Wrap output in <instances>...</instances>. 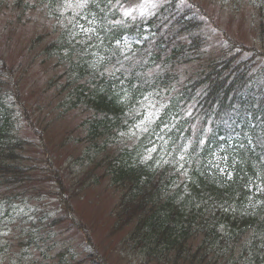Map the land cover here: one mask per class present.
I'll use <instances>...</instances> for the list:
<instances>
[{"label":"trees","instance_id":"trees-1","mask_svg":"<svg viewBox=\"0 0 264 264\" xmlns=\"http://www.w3.org/2000/svg\"><path fill=\"white\" fill-rule=\"evenodd\" d=\"M28 1L25 13L36 7L55 17L63 12L51 3L55 0ZM93 2L97 3L90 4V10H107L111 15V6L121 0ZM177 13V6L165 7L149 22L161 23L162 14L172 17ZM185 13L172 22L174 31L167 38L181 45L164 47L163 39L156 52L124 60L117 70L106 68L109 54L93 61L82 42L62 37L53 45L54 62L66 67L62 75L48 80L45 92L56 96L62 110L86 116L81 125L84 141L98 153L121 146L117 130L131 121L134 102L163 92L170 98L162 110L163 116H169L163 123L172 118L164 151L167 159L145 155L144 147L134 144L132 150L121 149L118 156L105 157L113 166L106 176L119 193L108 221L123 230L124 238L135 243L148 262L192 261L188 251L196 243L204 264H264V65L246 67L245 61L232 60L226 53L205 61L200 49L208 35ZM184 39L189 45L182 43ZM42 56V62L53 58L47 51ZM195 61L200 67L190 78L182 69ZM108 72L119 80L106 81ZM183 101L192 104L191 121L177 119ZM206 120L213 123L208 133L203 130ZM9 129V118L0 105V187L4 189L10 187L9 182L18 183L19 174L24 173L23 167L12 163L15 147L21 144ZM177 130L178 137H184L180 152L188 165L179 171H175L178 162L168 161L167 156L170 146L178 143ZM102 158L100 163L105 161ZM51 174L58 176L56 170ZM11 198L1 201L7 203ZM254 251L256 257L250 256Z\"/></svg>","mask_w":264,"mask_h":264},{"label":"rangeland","instance_id":"rangeland-1","mask_svg":"<svg viewBox=\"0 0 264 264\" xmlns=\"http://www.w3.org/2000/svg\"><path fill=\"white\" fill-rule=\"evenodd\" d=\"M3 1L0 7V59L5 66L25 69V74L17 80L16 86L8 88V97H1L0 105L9 118L10 133L20 140L21 145L14 151L16 161L11 162L23 167L21 179L24 181L9 182L10 187L4 184L9 187L7 189L0 187V199L9 196L12 197L9 202L17 199L12 205L5 203L0 206V264H76L90 253L88 247L91 249L93 245L100 253V256L96 252L93 254L95 264H104V261L107 264H156L148 262V257L136 244L124 238L123 230L113 227V220L108 221L115 210L119 193L114 191L106 176L108 168L113 166H109L105 157L110 156L111 159L118 156L121 149H129L127 140L121 146H109L104 153L90 149L92 145L84 141L85 132L81 128L86 118L61 115L62 109L56 96L45 92L46 83L55 72L51 67L44 66L40 58L32 59L26 55V52L30 53L32 38L40 32L43 19L38 13H32L38 18L27 21L25 25L32 28L26 29L22 27L24 22L15 20L18 12L9 1ZM193 1L215 24L213 26L205 20L202 25L228 31L231 39H244L241 43L248 47L261 43L257 39L261 24L259 10L253 0H231V3L229 0ZM10 15L13 17V28L8 22ZM35 28H39L36 34L33 33ZM53 38L42 40V44L35 46L33 51L40 52ZM219 46L216 38H210L204 60L225 53ZM199 67L195 61L184 71L190 72L191 78ZM69 132L68 139H65ZM143 132L146 129L137 125L128 133L118 134L134 139ZM160 138H165L161 147L154 138V141L146 143L143 153L159 152V147L164 150L168 140L164 134ZM77 139H80L79 144ZM176 148L169 155L178 162L175 171H179L188 165L178 150V144ZM66 155L69 158L64 161L61 157ZM101 157L102 161L105 160L103 163H100ZM54 168L59 170L58 176L51 174ZM185 246L187 244L183 249ZM195 247L196 243L190 245L188 251L192 261L179 260V264H204Z\"/></svg>","mask_w":264,"mask_h":264},{"label":"snow or ice","instance_id":"snow-or-ice-1","mask_svg":"<svg viewBox=\"0 0 264 264\" xmlns=\"http://www.w3.org/2000/svg\"><path fill=\"white\" fill-rule=\"evenodd\" d=\"M89 0H80L78 7L83 8L88 4ZM71 6V5H70ZM125 16H129L131 15V13L129 11H125L124 13ZM90 31V30H89ZM150 158V157H149ZM223 171V170H222ZM229 178H231V173L228 174Z\"/></svg>","mask_w":264,"mask_h":264}]
</instances>
